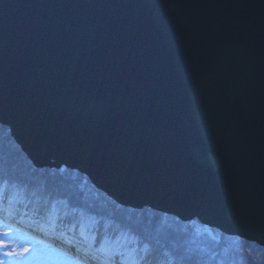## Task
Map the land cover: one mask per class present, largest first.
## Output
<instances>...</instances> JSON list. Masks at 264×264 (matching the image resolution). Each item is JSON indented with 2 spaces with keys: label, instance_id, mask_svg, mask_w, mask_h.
I'll return each instance as SVG.
<instances>
[{
  "label": "water",
  "instance_id": "water-1",
  "mask_svg": "<svg viewBox=\"0 0 264 264\" xmlns=\"http://www.w3.org/2000/svg\"><path fill=\"white\" fill-rule=\"evenodd\" d=\"M4 107L35 164L264 244V0H0Z\"/></svg>",
  "mask_w": 264,
  "mask_h": 264
},
{
  "label": "trees",
  "instance_id": "trees-1",
  "mask_svg": "<svg viewBox=\"0 0 264 264\" xmlns=\"http://www.w3.org/2000/svg\"><path fill=\"white\" fill-rule=\"evenodd\" d=\"M0 172L8 173L24 183L26 188L39 197L36 202H40L43 197L54 201L64 200L72 210L71 215L73 213L75 217L77 211L73 212V209L88 210L96 215L98 226L94 232L97 233V239L105 220H110V227L115 224L124 225L134 233H139L140 238L148 237L155 247L161 249L162 254H167L168 248L182 253L181 250H187L184 245L196 244L198 247H190L193 250L189 252L190 258L184 256L188 263L203 264L204 258L196 259L197 255H194L197 249H203L213 264H264V247L255 242L225 234L198 222L197 228L187 220L147 206L139 209L122 206L96 188L77 169L58 163L34 165L15 142L9 127L1 122ZM165 256L168 255H158L160 264L165 261Z\"/></svg>",
  "mask_w": 264,
  "mask_h": 264
},
{
  "label": "snow or ice",
  "instance_id": "snow-or-ice-1",
  "mask_svg": "<svg viewBox=\"0 0 264 264\" xmlns=\"http://www.w3.org/2000/svg\"><path fill=\"white\" fill-rule=\"evenodd\" d=\"M3 200V188L0 187V202ZM53 210H55V204H53ZM73 209V212H76ZM67 216L68 213H65ZM61 223L63 224V218ZM53 230L56 228V220L52 219L50 221ZM94 223L93 218L86 212L80 211L78 217H73V222L71 226L67 227L68 231L73 232V237L66 239L64 242L70 247H75L77 253L82 251L80 245L83 244L86 247L83 249V256L78 257L73 264H115L114 257L121 256L119 264H149L143 257L140 259H130L125 257L123 252L120 251L122 236L126 233H121L120 235H109L105 232L103 235L97 239V233L91 230V224ZM79 226V237L81 239H76L75 230ZM65 236L64 232L60 233L58 238H63ZM97 245H99L97 247ZM94 250V251H93ZM26 252L27 249H24Z\"/></svg>",
  "mask_w": 264,
  "mask_h": 264
},
{
  "label": "rangeland",
  "instance_id": "rangeland-1",
  "mask_svg": "<svg viewBox=\"0 0 264 264\" xmlns=\"http://www.w3.org/2000/svg\"><path fill=\"white\" fill-rule=\"evenodd\" d=\"M47 163H49V164L58 163L60 165L62 164V163H59L55 160H47L45 162H42L40 165L47 164ZM62 165H64V164H62ZM57 202L58 201H56V203ZM172 215H175V214H172ZM91 217L93 218V221L95 222V217H93V216H91ZM181 219H184V216ZM188 219H185V220H187L186 222H189L190 225H193L194 227L198 228V225L200 224L198 221H195L194 219H190V220H188ZM93 224L94 223L91 224V227ZM205 226H207V225H205ZM2 228H4V227H0V243L2 244V245H0V248H1L0 254L1 253L2 254L7 253L8 254L7 257H12L13 260H14V258H16V259L20 258L22 263H24V264H34V258H35L34 255L40 254V253L43 254V253H45L44 251L50 250V249H46V248H48L47 246L43 247L39 244L38 245L34 244L32 241H30L28 236H26V234H23L22 232H21V234H15V233H12V231H8V230L2 229ZM78 232L76 233V237L79 234ZM121 233H126L125 236H122V243L121 244H123V246H126V245L129 246L128 249L130 251H132V249H133V251H134V248L138 247V242H139L136 235H134V234L130 235L128 230H118V234L117 233L116 234L120 235ZM70 234H71L70 232L68 234L65 233L66 236H70ZM213 234L216 235L215 231L213 232ZM71 237H73V234ZM76 239H80V238H76ZM195 245H193V246L192 245L191 246L190 245H188V246L184 245V246L187 248L188 252L189 251L192 252L193 250L190 247H192V248L198 247L197 245L196 246ZM24 249H27V251L25 252ZM139 250H141V249L139 248ZM147 251L150 253L151 252L150 248H147ZM187 251H186V254H188ZM51 252L54 253L52 250H51ZM167 252H168L167 254H163V255H168L167 261H170L172 259V257L174 256V251L171 248H168ZM194 253H195L194 255H197L195 257L196 259L197 258L198 259L204 258V261H203L204 264H213L214 263L211 259H209L210 258L209 256H206L204 254L203 249H201V250L197 249V252H194ZM4 255H6V254H4ZM62 255H59V256L62 257L63 259L64 258L68 259L67 255L65 253L62 252ZM208 259L211 260L212 262L209 261ZM0 264H4V263L1 262V260H0Z\"/></svg>",
  "mask_w": 264,
  "mask_h": 264
},
{
  "label": "bare ground",
  "instance_id": "bare-ground-1",
  "mask_svg": "<svg viewBox=\"0 0 264 264\" xmlns=\"http://www.w3.org/2000/svg\"><path fill=\"white\" fill-rule=\"evenodd\" d=\"M0 116L3 118V120H5V122L11 124V128H12L13 133H15L17 135L18 134V128L16 127L15 120H14V117H13L11 111L7 110L6 107L0 108ZM50 158H57V159H61L62 160V157L60 155L55 154L50 148H46L45 151H44V155H43L42 159H50ZM142 197H143L142 200H144V199L147 200V198L149 200H151L149 197L145 196L144 194H142ZM154 204L155 205H160L162 208H166L167 207L165 204H162V203H154ZM121 246H123V244H121ZM125 251H127V250H125Z\"/></svg>",
  "mask_w": 264,
  "mask_h": 264
}]
</instances>
